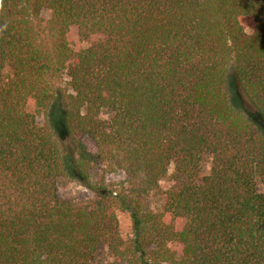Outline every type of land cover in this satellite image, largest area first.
<instances>
[{
  "label": "trees",
  "instance_id": "16d2710c",
  "mask_svg": "<svg viewBox=\"0 0 264 264\" xmlns=\"http://www.w3.org/2000/svg\"><path fill=\"white\" fill-rule=\"evenodd\" d=\"M231 88L264 119V0H0V264H94L103 245L126 264H264V127ZM171 164L156 212L91 182L100 167L148 192ZM60 177L96 198H59Z\"/></svg>",
  "mask_w": 264,
  "mask_h": 264
},
{
  "label": "rangeland",
  "instance_id": "374dc122",
  "mask_svg": "<svg viewBox=\"0 0 264 264\" xmlns=\"http://www.w3.org/2000/svg\"><path fill=\"white\" fill-rule=\"evenodd\" d=\"M43 17H48L49 13L47 11L41 12ZM69 43L71 45L79 46L84 45L79 42L76 34V30L72 28L70 33L67 36ZM231 101L235 106L239 108H245V110L250 115L253 123L255 125L260 124L264 127V119L262 116L254 112L248 104L243 100V97L240 93L239 88H231ZM48 118L50 123L56 127L58 132L63 135L64 125L61 121L60 112L58 110L51 111L48 114ZM36 120L39 125L44 122L43 114H37ZM86 145L89 149L94 150V147L86 142ZM209 161L206 160L203 164V172L208 170ZM102 167V166H101ZM259 169V168H258ZM260 170V169H259ZM91 182L94 185H106L107 187H111L116 192L124 191L125 193L130 192L132 196L144 207L156 212L161 209L163 204V192L170 185L176 181L174 167L173 164L169 166L168 172L164 178L159 181V189L151 190L148 192H140L138 191L131 183L124 172L116 171V172H106L104 168H93L90 172ZM135 189V190H134ZM57 193L59 198L65 200H71L77 203L86 202L96 198V192L92 189H89L82 185L76 178L72 177H60L57 180ZM117 224L119 227V232L124 240L129 239L131 237L132 232V219L130 217V212L128 210L117 209ZM171 250L175 251V253L180 252L181 246L178 243H170ZM94 264H126L123 261H119L112 256L107 249L106 245L100 247L95 255Z\"/></svg>",
  "mask_w": 264,
  "mask_h": 264
}]
</instances>
